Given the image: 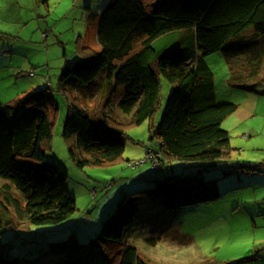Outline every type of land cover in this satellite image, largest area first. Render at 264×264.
Wrapping results in <instances>:
<instances>
[{
    "label": "trees",
    "instance_id": "16d2710c",
    "mask_svg": "<svg viewBox=\"0 0 264 264\" xmlns=\"http://www.w3.org/2000/svg\"><path fill=\"white\" fill-rule=\"evenodd\" d=\"M99 12L92 15L89 25L98 48L77 49L80 59L64 67L59 86L71 92L89 89L81 93L83 100L95 101L100 96L97 116L112 131L105 126L97 131L92 122L97 117H91L75 99H66L61 136L69 159L78 170L119 159L124 151L122 134L111 123L109 109L116 107L133 126L151 119L160 102L162 77L171 85V92L159 121L152 125L156 141L141 162L157 163L152 165L155 171L171 161L191 163L197 173L191 178L192 189L176 188L174 179H166L124 194L119 208L104 219L94 237L91 256L77 264H147L125 240L140 214L139 199L151 198L170 211L166 204L171 199L179 198L182 205L190 206L218 195L217 177L203 183L198 179L207 168L229 158V135L221 123L236 105L216 100L212 73L202 57L249 55L254 61L246 60L244 67L249 64L245 70L253 76L250 67L263 53L264 0H107ZM48 81L46 78L45 88L0 106V198L20 221L35 226L58 224L75 211L66 174L46 159L42 146L52 138L58 110ZM12 191L21 197L22 207ZM72 243L74 240L58 242L51 248L55 253L49 254L63 255ZM109 247L117 249V261L112 260L115 253L111 256ZM65 258L50 261L63 264ZM0 264L31 263L10 252L0 255Z\"/></svg>",
    "mask_w": 264,
    "mask_h": 264
},
{
    "label": "rangeland",
    "instance_id": "374dc122",
    "mask_svg": "<svg viewBox=\"0 0 264 264\" xmlns=\"http://www.w3.org/2000/svg\"><path fill=\"white\" fill-rule=\"evenodd\" d=\"M106 2L0 0V106L12 105L31 91L45 88V79L49 80L58 110L52 138L42 146L46 159L66 174L67 190L75 201L74 213L64 221L35 226L20 221L0 198L6 207L0 206V255L11 252L31 264H51L52 257L65 258L66 254L63 264L84 262L93 253V240L102 222L119 208L118 201L124 194L151 188L166 179H174L173 185L182 190L195 186L191 178L197 167L191 163L171 161L155 171L152 162H141L146 149L156 141L152 125L159 121L171 92V85L162 77L160 102L151 119L133 126L116 107L109 109L111 123L121 129L124 151L119 159L78 170L68 157L61 136L66 99H75L91 117H97L92 121L97 131L105 126L97 116L100 96L95 101L83 100L81 93L89 89L71 92L62 87V91L59 80L64 67L80 59L77 49L98 48L89 25L92 15L100 14L99 8ZM261 46L263 53L250 67L254 68L251 77L245 70L250 65L244 67L246 60L254 61L249 55L215 53L202 57L212 73L214 88L219 87L218 93L228 87L240 100L221 123L232 150L225 163L209 167L211 171L207 168L198 179L203 183L218 178L215 199L186 206L174 198L166 204L170 211L151 198L136 202L140 214L125 240L147 264H264V41ZM12 195L22 207L17 192L12 191ZM70 240L74 243L66 247L65 254H49L53 245ZM109 248L111 256L115 253L112 260L117 261V249Z\"/></svg>",
    "mask_w": 264,
    "mask_h": 264
},
{
    "label": "crops",
    "instance_id": "0c3cea01",
    "mask_svg": "<svg viewBox=\"0 0 264 264\" xmlns=\"http://www.w3.org/2000/svg\"><path fill=\"white\" fill-rule=\"evenodd\" d=\"M50 87H51V84H50ZM218 88L219 87L215 88V96H216V100L218 102L227 101V102L233 103V104H235V105L238 106V104L240 103V100H239L238 97L237 98L234 97V95H233V93H235L234 90H232L231 88L229 89L227 87L226 90L225 89L223 90V93L222 94H219L218 93Z\"/></svg>",
    "mask_w": 264,
    "mask_h": 264
},
{
    "label": "built area",
    "instance_id": "2783aa9c",
    "mask_svg": "<svg viewBox=\"0 0 264 264\" xmlns=\"http://www.w3.org/2000/svg\"><path fill=\"white\" fill-rule=\"evenodd\" d=\"M146 155H147V154H146ZM149 158H150V156H149ZM153 165H154V166H157V163H156V164H155V163H153Z\"/></svg>",
    "mask_w": 264,
    "mask_h": 264
}]
</instances>
